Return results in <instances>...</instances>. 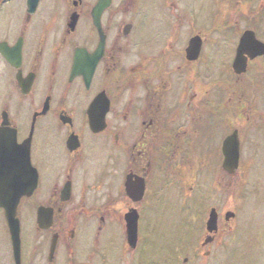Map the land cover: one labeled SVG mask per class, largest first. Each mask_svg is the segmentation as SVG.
I'll return each mask as SVG.
<instances>
[{"label": "flooded vegetation", "instance_id": "1", "mask_svg": "<svg viewBox=\"0 0 264 264\" xmlns=\"http://www.w3.org/2000/svg\"><path fill=\"white\" fill-rule=\"evenodd\" d=\"M0 186L24 188L18 236L0 208V264H158V206L187 250L248 248L264 0H0Z\"/></svg>", "mask_w": 264, "mask_h": 264}, {"label": "rangeland", "instance_id": "2", "mask_svg": "<svg viewBox=\"0 0 264 264\" xmlns=\"http://www.w3.org/2000/svg\"><path fill=\"white\" fill-rule=\"evenodd\" d=\"M205 78L207 84L217 80V77H210L209 75H206ZM220 78L221 80L223 78V82L229 77L222 75ZM174 212L167 211L166 206L162 208L158 206L157 209V215L154 219V237L148 239V242L154 248L158 264H164L171 253H174V260L179 261V263L187 259L188 264H215L217 258H220V264H264V234L252 236L247 243L248 248L212 249L208 257H203L197 251L198 248L191 250L183 248V237H185L186 232L184 234L183 226L178 225V223L181 224V216L176 214L178 212L176 209ZM230 239L231 237H227L229 242Z\"/></svg>", "mask_w": 264, "mask_h": 264}, {"label": "water", "instance_id": "3", "mask_svg": "<svg viewBox=\"0 0 264 264\" xmlns=\"http://www.w3.org/2000/svg\"><path fill=\"white\" fill-rule=\"evenodd\" d=\"M22 187H4L0 186V207L5 211V217L11 232L18 236V221L15 218V209L17 202L23 194ZM7 200V201H6ZM128 234L130 238L135 236V220L129 219Z\"/></svg>", "mask_w": 264, "mask_h": 264}]
</instances>
